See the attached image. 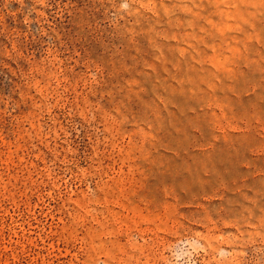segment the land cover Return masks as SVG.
I'll return each mask as SVG.
<instances>
[{"label": "rangeland", "instance_id": "374dc122", "mask_svg": "<svg viewBox=\"0 0 264 264\" xmlns=\"http://www.w3.org/2000/svg\"><path fill=\"white\" fill-rule=\"evenodd\" d=\"M0 264H264V0H0Z\"/></svg>", "mask_w": 264, "mask_h": 264}]
</instances>
